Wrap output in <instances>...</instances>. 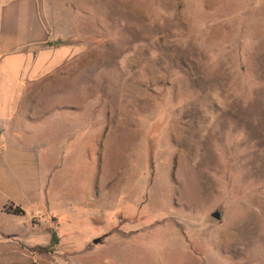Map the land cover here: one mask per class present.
I'll list each match as a JSON object with an SVG mask.
<instances>
[{"label": "rangeland", "instance_id": "1", "mask_svg": "<svg viewBox=\"0 0 264 264\" xmlns=\"http://www.w3.org/2000/svg\"><path fill=\"white\" fill-rule=\"evenodd\" d=\"M46 7L67 52L23 99L22 164L0 163L38 224L23 199L0 231L52 264H264V0Z\"/></svg>", "mask_w": 264, "mask_h": 264}, {"label": "crops", "instance_id": "2", "mask_svg": "<svg viewBox=\"0 0 264 264\" xmlns=\"http://www.w3.org/2000/svg\"><path fill=\"white\" fill-rule=\"evenodd\" d=\"M55 35L46 0H0V163L6 159L8 164L14 163L15 158L22 164L24 160L20 155L23 148H13V143H24L22 134L18 132L25 130L23 120L29 116L37 118L39 114L38 108L26 105L23 108L28 117H20L23 99L30 96L29 87L61 65L67 52V48L50 44ZM6 173L0 171V226L8 220L10 222L11 217L20 223L18 217L28 215L23 199L30 200L35 204L29 209L32 221L26 220L21 225L29 224L33 233L38 224L34 220L38 200L35 197L40 192L30 188L28 172L11 174L14 181L10 182ZM13 182L15 185L11 184ZM6 205L20 207L24 214L8 213L4 210ZM28 235L27 231L22 234L0 231V264H52L46 263L42 250H35L45 245L34 240L25 241L24 237Z\"/></svg>", "mask_w": 264, "mask_h": 264}, {"label": "trees", "instance_id": "3", "mask_svg": "<svg viewBox=\"0 0 264 264\" xmlns=\"http://www.w3.org/2000/svg\"><path fill=\"white\" fill-rule=\"evenodd\" d=\"M4 210L8 213H14V214H17V215H22L24 214V210L20 207H13L12 205H6L4 207ZM59 243V238L58 236H56V234H54L52 236V241H51V245H57Z\"/></svg>", "mask_w": 264, "mask_h": 264}, {"label": "water", "instance_id": "4", "mask_svg": "<svg viewBox=\"0 0 264 264\" xmlns=\"http://www.w3.org/2000/svg\"><path fill=\"white\" fill-rule=\"evenodd\" d=\"M211 216L213 217V218H215V219H217V220H220L221 219V213H220V211H216V212H213L212 214H211ZM100 242V239H96L95 241H94V243L95 244H97V243H99Z\"/></svg>", "mask_w": 264, "mask_h": 264}]
</instances>
